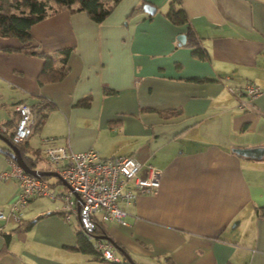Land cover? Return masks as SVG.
<instances>
[{
  "label": "crops",
  "instance_id": "obj_1",
  "mask_svg": "<svg viewBox=\"0 0 264 264\" xmlns=\"http://www.w3.org/2000/svg\"><path fill=\"white\" fill-rule=\"evenodd\" d=\"M142 1L121 0L102 23L64 10L34 24L33 44L56 64L72 49L59 81L41 84L45 58L8 51L23 44L0 36V130L14 124L19 103L45 99L53 106L25 141L31 167L53 171L40 151L66 146L159 169L158 189L118 201L126 223L97 214L122 263L129 255L140 264H264V0H181L205 59L180 43L186 25L166 17L171 0H144L133 12ZM248 84L262 89L254 99L237 90ZM5 145L0 264H113L74 249L79 219L66 220L58 200L36 196L20 219L11 213L19 182L2 177ZM256 147V156L234 151Z\"/></svg>",
  "mask_w": 264,
  "mask_h": 264
},
{
  "label": "built area",
  "instance_id": "obj_2",
  "mask_svg": "<svg viewBox=\"0 0 264 264\" xmlns=\"http://www.w3.org/2000/svg\"><path fill=\"white\" fill-rule=\"evenodd\" d=\"M237 90L245 92L250 99H254L262 91L255 84H248ZM250 106L248 101L241 103L242 108ZM16 111L19 118L12 140L19 143L26 141L32 134L35 120L31 103H19ZM39 158L46 160L52 170L59 174L63 189L55 190L46 179L28 173L11 157L9 169L2 172L3 178H16L19 182L17 199L8 205L11 213L20 219L31 198L48 196L59 201V209L66 220H70L72 214L76 213L81 230L89 236L95 230L97 214L101 215L104 222L117 220L126 223V212L118 205V201L130 202L137 191L156 190L161 185L159 169L148 164L146 170H143V164L133 156L107 158L94 148L75 152L66 146H48L40 151ZM5 218L6 211L0 205V219ZM94 248L105 259L119 261L113 244L107 239H94Z\"/></svg>",
  "mask_w": 264,
  "mask_h": 264
},
{
  "label": "trees",
  "instance_id": "obj_3",
  "mask_svg": "<svg viewBox=\"0 0 264 264\" xmlns=\"http://www.w3.org/2000/svg\"><path fill=\"white\" fill-rule=\"evenodd\" d=\"M120 1L121 0H0V36L5 38L16 37L23 44L19 47H7L8 51H24L28 54L41 55L45 58L44 67L38 76L39 82L41 84L59 81L63 79L68 72V68L66 66L72 49H63L61 51L63 54L61 63L56 64V55L42 53L40 52L39 47L33 44L31 27L46 17L64 10H68L71 13L84 11L93 21L102 23L111 14L115 6ZM143 3L144 0L140 5L134 8L133 12L141 10L143 8ZM165 15L175 25H186L185 34L187 39L184 45L193 48V55L195 57L201 59L207 58V49L201 45L200 38L192 23L190 22L189 16L183 7L181 0H171L169 9ZM89 100L90 99L84 100V103H88ZM49 106L51 108L53 105L52 103H48L45 99L42 100L40 104H35L32 106L33 116L37 127H41L44 124V121L47 117V110L44 112V109L49 108ZM18 118L19 115L17 113V118L14 121V124L9 123V125L6 126L5 131H2V129L0 130V132L7 136L11 142H13L12 135ZM14 144L19 147L27 163L30 166H33L34 163L31 158L26 157V151L29 149L25 146V141ZM1 149L9 155L12 152L11 147L7 144L1 147ZM36 153L38 154L39 152L36 151ZM42 178L47 179L48 177L43 176ZM60 213L62 214V212ZM33 223L34 221L30 222L29 226H31ZM78 234L79 242L77 247H74V249L91 254L103 261H108V259L102 257L94 248V239L102 238L113 242L103 225V221L100 218L97 216L95 217V230L90 236L84 234L81 228ZM132 261L130 262L126 260L123 263L121 261H111V263L140 264L133 258Z\"/></svg>",
  "mask_w": 264,
  "mask_h": 264
},
{
  "label": "water",
  "instance_id": "obj_4",
  "mask_svg": "<svg viewBox=\"0 0 264 264\" xmlns=\"http://www.w3.org/2000/svg\"><path fill=\"white\" fill-rule=\"evenodd\" d=\"M178 39L180 41L181 44H185L186 43V34H179L178 35ZM0 138L5 141V143L11 147L12 152L10 153V156L15 159L23 168L25 171H27L28 173L36 176V177H43V176H57L59 177V174L56 171H43V170H39L36 168L31 167L27 161L25 160V157L23 156L21 150L19 149V147L14 144L13 142H11V140L5 136L4 134H2L0 132ZM264 149V148H263ZM263 149L256 147V148H236L234 149L235 152L239 153V154H243V155H254L256 156L257 154H259V152H261ZM128 255V254H127ZM128 260L131 262L132 258L128 255ZM133 262V261H132Z\"/></svg>",
  "mask_w": 264,
  "mask_h": 264
},
{
  "label": "rangeland",
  "instance_id": "obj_5",
  "mask_svg": "<svg viewBox=\"0 0 264 264\" xmlns=\"http://www.w3.org/2000/svg\"><path fill=\"white\" fill-rule=\"evenodd\" d=\"M2 143H4V144H6L3 140H0ZM50 180H55V181H57V178L56 177H53V176H51L50 177Z\"/></svg>",
  "mask_w": 264,
  "mask_h": 264
}]
</instances>
